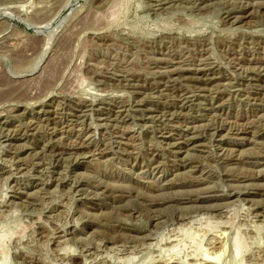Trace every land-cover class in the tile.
<instances>
[{"label":"rangeland","instance_id":"1","mask_svg":"<svg viewBox=\"0 0 264 264\" xmlns=\"http://www.w3.org/2000/svg\"><path fill=\"white\" fill-rule=\"evenodd\" d=\"M0 264H264V0H0Z\"/></svg>","mask_w":264,"mask_h":264},{"label":"bare ground","instance_id":"2","mask_svg":"<svg viewBox=\"0 0 264 264\" xmlns=\"http://www.w3.org/2000/svg\"><path fill=\"white\" fill-rule=\"evenodd\" d=\"M235 249H236V254H237L238 250H239V241H238V239H235Z\"/></svg>","mask_w":264,"mask_h":264}]
</instances>
